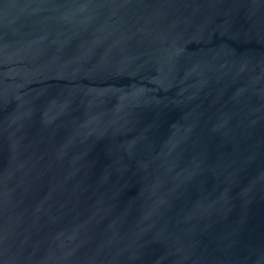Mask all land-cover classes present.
I'll list each match as a JSON object with an SVG mask.
<instances>
[{
    "label": "water",
    "instance_id": "1",
    "mask_svg": "<svg viewBox=\"0 0 264 264\" xmlns=\"http://www.w3.org/2000/svg\"><path fill=\"white\" fill-rule=\"evenodd\" d=\"M0 264H264V0H0Z\"/></svg>",
    "mask_w": 264,
    "mask_h": 264
}]
</instances>
